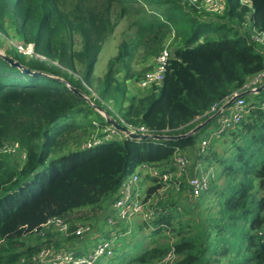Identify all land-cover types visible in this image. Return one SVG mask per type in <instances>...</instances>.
<instances>
[{
    "label": "trees",
    "instance_id": "1",
    "mask_svg": "<svg viewBox=\"0 0 264 264\" xmlns=\"http://www.w3.org/2000/svg\"><path fill=\"white\" fill-rule=\"evenodd\" d=\"M225 1L224 14L206 22L196 16L200 8L190 0H0V32H13L24 44H33L38 56L73 74L65 76L45 62L15 55L14 60L39 74L32 75L0 56V264H18L49 244L40 235L42 244L34 247H26L25 240L50 219L74 225L86 217L95 218L103 201L115 199L136 168L172 163L178 150L185 151L198 140V134L178 141L126 138L82 150L96 129L93 116L107 124L71 87L82 94L84 85L95 84L98 96L128 126L178 136L188 134L196 127L191 126L195 119L264 71V42L251 38L254 32L264 38V0H250V5ZM124 19L128 30L118 55L109 61L105 76L96 78L103 46ZM173 32L172 59L163 84L130 94L128 83L147 73V69L138 73L133 68L140 52L144 51L143 63L155 59ZM74 74L80 75L79 81ZM261 96L264 92L253 95L255 102L233 134L242 141L225 164L224 172L231 180L229 194L223 196L221 220L207 229L201 247L199 241L183 238L153 250L154 254L169 250L185 256L175 264H209L206 256L211 252L235 255L231 264H264V195L254 196L258 184L264 191ZM100 102L96 107L102 109ZM15 146L26 155L20 169L12 167L3 154ZM198 157L204 161V155ZM159 187L150 188L149 196ZM86 210L87 216L75 217ZM178 212L161 213L156 224L168 226L169 218ZM213 233L216 240L210 242ZM218 242L224 243L223 252ZM148 255L146 251L138 262L145 263Z\"/></svg>",
    "mask_w": 264,
    "mask_h": 264
},
{
    "label": "built area",
    "instance_id": "2",
    "mask_svg": "<svg viewBox=\"0 0 264 264\" xmlns=\"http://www.w3.org/2000/svg\"><path fill=\"white\" fill-rule=\"evenodd\" d=\"M242 3L245 5L251 4L250 0H242ZM192 4L198 5V8H201V4H203L205 9L215 16H222L226 9L225 0H192ZM174 37L175 33L173 32L172 37L165 44L163 50L154 59V67L138 80L137 84L141 90H147L163 84L170 60L172 59L173 50L171 48V43ZM251 38L255 42H264L263 36L256 32L251 33ZM15 48L18 54L29 59L39 58L44 61L46 60L36 54L33 44H24L20 42L19 45H15ZM263 84L264 71L252 78L241 91L252 90L254 91L252 95H257L256 90ZM88 90L91 89L88 88ZM235 95H238V93H234L221 105H215L212 110L208 112V115L206 114L204 117L197 118V121L204 120V118L208 119L209 116L216 114L222 106ZM84 98L92 107H95V110L106 122V115L97 110L94 102L101 101L107 108H109L111 104L105 103L97 93H93L92 98H87L85 96ZM261 107L264 109V101L261 102ZM110 110L114 115V119L119 124L126 127L131 133L142 135L155 134L145 127L136 128L128 126L117 114H115L113 108ZM230 110L232 111V118H227L225 116L226 112L223 113L222 117L219 119L220 126L216 133H213L209 138L198 139L194 146L185 151L178 150L172 163L162 167L144 164L136 168L134 172L123 181L115 199L104 202V210L103 213H101L104 215L101 216V218L99 217L100 224L95 222V219L98 217L93 218V222H80L79 225L75 227L61 218L50 219L42 226V230L37 233L44 241L49 239L51 241L49 244L55 245L46 246L33 257L24 259L21 262L24 264H99L104 259H112L115 257L118 248L124 246L125 243L123 239L130 235L135 220L142 219L144 222L148 223L154 220V218L156 219V210L153 209V206L158 209L157 205L160 200V197L156 198V194L160 193V190L169 187L170 183L181 185V180H187L190 203L198 202L205 194L211 191L215 184L216 175L213 170L207 171L200 165H195L191 156L194 153L197 155L207 154L214 137L218 139L221 135L227 133L242 122L244 117L249 113L248 103L245 97L238 99ZM94 126L101 135L99 137L93 135L90 140H87V142L85 141L82 145V150H90L105 142L113 140L122 141L128 138V135L117 131L113 126L108 124L102 125L101 123L95 122ZM164 135L167 136L168 134ZM13 148L18 149L17 146ZM23 159H26L24 153ZM147 180L151 183L145 186V181ZM158 185H160L159 189H157L153 195L149 196L150 188H154ZM160 209L161 208H159L160 214H172L175 210L181 212L182 206H172L171 208H167L165 212H161ZM54 229L57 230L54 231ZM45 230L50 231L45 233ZM262 234L263 233L259 232V235ZM87 238L97 242L93 249L87 248L86 245L82 243ZM73 240H78L81 243L77 249H60L57 247L59 243L61 247L65 245L70 246V241ZM168 264H172V262Z\"/></svg>",
    "mask_w": 264,
    "mask_h": 264
},
{
    "label": "rangeland",
    "instance_id": "3",
    "mask_svg": "<svg viewBox=\"0 0 264 264\" xmlns=\"http://www.w3.org/2000/svg\"><path fill=\"white\" fill-rule=\"evenodd\" d=\"M192 4V0H190ZM193 5V4H192ZM199 19L203 21H214L217 19L215 15H212L209 13L203 4H201V8L198 10L197 13ZM128 30V23L127 21L121 20L119 21L114 34L111 36V38L104 44L103 50L101 54L99 55L98 62L95 66L94 75L96 78H103L108 70V64L109 61L112 58H115L118 55V48L120 43L122 42V36L124 32H127ZM20 42H22L18 37H16L13 32H9L7 34H3L0 32V53L4 55H8L12 58H14L15 55H18V52L16 51L15 45H19ZM79 43V41L77 42ZM260 49H262L260 47ZM264 50V48H263ZM144 51L142 50L139 54V57L135 60L133 64V68L136 72H142L147 69V72L150 71L148 69H152L154 67V59L149 60L147 62L144 61L141 62V57L143 56ZM28 59V58H27ZM36 59V58H34ZM29 60V59H28ZM41 62H45L49 68L58 70L60 73L66 76L68 74L70 77L73 75L72 73H68L65 69L61 68L57 62H50L48 60H42V59H36ZM60 69V70H59ZM142 74H145V72ZM69 77V78H70ZM60 78L63 79L62 75H60ZM74 78L76 81L80 80L79 74H74ZM138 81H130L128 83V89L130 94H140L145 92L144 90H141L138 87ZM84 85V84H83ZM85 92L82 93L83 96L87 98H92L93 93L96 94V86L95 84L91 87L84 85ZM91 89V90H88ZM235 93H242L241 90ZM86 100V99H85ZM259 100L262 102L264 101V96H261ZM96 102L94 104L96 105ZM255 102V99L253 98V95H250V98H248V108ZM101 103V102H100ZM102 104V103H101ZM100 108V107H99ZM110 109L113 108L112 105L109 106ZM107 108L105 105L102 104V109L107 111L111 115V110ZM114 109V108H113ZM231 109V108H230ZM227 110L225 113V116L227 118H232V111ZM208 115V112L206 113ZM215 115V114H214ZM213 116V115H211ZM209 116V118L211 117ZM100 116L97 114L93 116L94 121L96 123H100ZM103 118V117H102ZM199 118V117H198ZM206 120L197 121L196 119L191 123L193 126H198L202 122H205ZM219 119L213 121L209 126L204 128L201 132L198 133L197 139L202 138H209L213 133H216L219 129ZM239 125L233 127L231 130H229L227 133L221 135L218 139L213 138L211 141V152L210 154L207 153L203 158H199L197 154L193 155V162L195 165H199V163L202 164V168L204 170L210 171L213 170V172L216 175V180L214 181V186L211 189L210 192L205 194L198 202L196 203H190L188 200V184L187 180H181V185L176 184H169V187L160 190V193L156 194V198L160 197L159 203L157 205L158 209L153 206V209L156 210V219L152 220L151 222H144L142 219L135 220V224L132 226L131 233L128 237L123 239L124 246H120L118 248V251L112 259H104L99 264H140L138 262V259L148 252V260H146L143 264H168L169 262H172V264L181 262L185 259L184 255H175V252L172 251H164L163 253H153V250L163 247V246H171L173 244L179 243L183 238L186 240H197L199 241L200 247H201V241H204L206 238L207 229H211V226H214L217 224L218 221L221 220V211L224 203L223 196H227L229 194V182L231 180L230 177H228V174L224 172L225 164L227 160L230 159L232 154H236L235 146L237 143H241L240 140H236V136L233 135L235 132L238 131ZM100 136V132L94 129L91 131V134L87 138V140H90L92 136ZM86 140V142H87ZM236 142V143H235ZM3 154L6 155L7 161L9 164L14 167L15 169H20L23 166L24 159H23V153L22 151H19V149L8 147L4 149ZM211 155V156H210ZM175 156V155H174ZM210 156V160L208 157ZM216 156V157H214ZM215 161H211V159ZM174 158V157H173ZM224 160V161H223ZM201 170V168H200ZM139 171V170H138ZM205 171V172H207ZM175 180V179H174ZM147 184L151 183L150 181H146ZM224 192V195H223ZM264 195V191L256 187L254 196L256 199H260ZM110 198H106L103 202L110 201ZM171 205H180L182 206V212L175 213L169 218V224L168 226L164 225L161 226L159 224H156V220L159 217V208H161V212H165L167 208H171ZM177 212V211H176ZM89 214V213H88ZM87 210L83 211V213L78 214V216L75 217H85L88 215ZM99 215V213L97 214ZM170 215V214H165ZM253 218V216H250V220ZM84 220V219H81ZM76 221L73 224V227L79 225L80 221ZM93 218H85V221L93 222ZM249 221V220H248ZM83 222V221H82ZM138 222V223H136ZM149 224V225H148ZM151 225V226H150ZM51 230V229H50ZM50 230H45V233H48ZM57 229H54L56 231ZM52 231V230H51ZM25 240V239H24ZM41 238L39 234L37 233L35 236H32L31 238H28L25 240L26 247L31 246L34 247L37 244L41 243ZM212 240H216L215 233L212 234L210 238V242ZM68 243V242H67ZM66 243V244H67ZM83 244L86 245L87 248L93 249L96 246L97 242H94L93 240H89L87 238ZM217 244V243H216ZM55 244H44L42 246V249H44L46 246H54ZM81 245V243L78 240L70 241V246H63L61 247L60 244L57 245L60 249H67V248H78ZM220 248V251L223 252L225 247L224 243L218 242L217 244ZM194 250H196V245L193 244ZM21 250V248H20ZM220 252V253H221ZM37 253V249H34L33 254ZM187 254V252L185 253ZM184 257V258H183ZM207 259L209 260V264H231V262L237 258L235 255L228 253L226 256L218 255V253H212L207 254ZM245 255H242L240 259L244 258ZM22 260V259H21ZM21 260L18 262V264H24L21 262ZM31 264V263H27Z\"/></svg>",
    "mask_w": 264,
    "mask_h": 264
},
{
    "label": "water",
    "instance_id": "4",
    "mask_svg": "<svg viewBox=\"0 0 264 264\" xmlns=\"http://www.w3.org/2000/svg\"><path fill=\"white\" fill-rule=\"evenodd\" d=\"M0 56L3 57L7 62H9L12 66L18 67L23 70V72L32 74V75H39L37 72H31L28 68L24 67L20 62L14 60V58L4 55L0 53ZM73 92L76 94H79L83 96L78 90L74 89L71 87ZM264 92V84L260 86L256 90V94L260 95L261 93ZM254 94V91L252 90H246L243 91L242 93L233 96L226 104L222 106V108L213 116L208 118L205 122L199 124L196 126L193 130H191L188 134H183V135H178V136H165V135H158V134H153V135H142V134H135L131 133L126 127L123 125L119 124L112 115H110L107 111L102 110L100 108H97L100 112H103L106 115V123L110 126H113L117 131H120L122 133H125L128 135L129 139H134V140H140V141H178L183 138L190 137L192 135H196L199 132H201L204 128L209 126L213 121L220 119L222 117V114L225 113L227 110H229L231 107L234 106L235 102L243 97H248L250 95ZM84 97V96H83Z\"/></svg>",
    "mask_w": 264,
    "mask_h": 264
},
{
    "label": "crops",
    "instance_id": "5",
    "mask_svg": "<svg viewBox=\"0 0 264 264\" xmlns=\"http://www.w3.org/2000/svg\"><path fill=\"white\" fill-rule=\"evenodd\" d=\"M194 154H195V153H194ZM194 154H192V156H191L192 158H193V155H194ZM192 160H193V159H192ZM193 161H194V160H193ZM199 165L202 166V163H199ZM145 186H148V184H147L146 181H145ZM188 200H189V197H188ZM189 201H190V200H189ZM106 202H107V201H106ZM104 204H105V203H103V205H104ZM103 205H102V208H101V212L99 213V215L96 216V217H98V218L95 219V220H96L95 222H96L97 224H100L99 217L101 218V216L104 215V214H101V213H103V210H104V209H103ZM96 217H95V218H96Z\"/></svg>",
    "mask_w": 264,
    "mask_h": 264
}]
</instances>
